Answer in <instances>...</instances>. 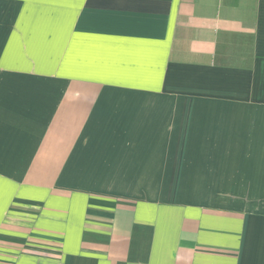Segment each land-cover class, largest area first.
<instances>
[{
	"label": "crops",
	"instance_id": "0c3cea01",
	"mask_svg": "<svg viewBox=\"0 0 264 264\" xmlns=\"http://www.w3.org/2000/svg\"><path fill=\"white\" fill-rule=\"evenodd\" d=\"M0 264H264V0H0Z\"/></svg>",
	"mask_w": 264,
	"mask_h": 264
}]
</instances>
